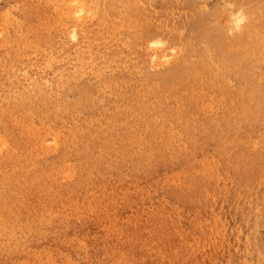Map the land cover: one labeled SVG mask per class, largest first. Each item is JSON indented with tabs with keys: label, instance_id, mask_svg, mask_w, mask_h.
Returning <instances> with one entry per match:
<instances>
[{
	"label": "rangeland",
	"instance_id": "rangeland-1",
	"mask_svg": "<svg viewBox=\"0 0 264 264\" xmlns=\"http://www.w3.org/2000/svg\"><path fill=\"white\" fill-rule=\"evenodd\" d=\"M52 1L0 0V264H246L251 254L264 264V141L191 138L211 116L199 109L207 89L186 70L222 56L243 83L261 77L264 0ZM181 16L185 63L169 39ZM219 29L228 40L209 41ZM172 131V143L187 137L176 149Z\"/></svg>",
	"mask_w": 264,
	"mask_h": 264
},
{
	"label": "bare ground",
	"instance_id": "bare-ground-1",
	"mask_svg": "<svg viewBox=\"0 0 264 264\" xmlns=\"http://www.w3.org/2000/svg\"><path fill=\"white\" fill-rule=\"evenodd\" d=\"M52 1V0H51ZM64 1V0H63ZM71 4L73 3L72 0H70ZM74 1V0H73ZM76 1V0H75ZM74 1V2H75ZM81 3H83L82 1L83 0H79ZM79 1H77V6L79 5ZM84 1H87V0H84ZM94 1V0H93ZM181 1V0H180ZM184 1V0H183ZM49 2V1H48ZM53 2V1H52ZM51 2V3H52ZM90 2V0H89ZM149 2L153 3V2H156V0L152 1V0H149ZM160 3H162V0H159ZM167 2V0H166ZM199 2V0H198ZM207 2V1H206ZM58 3V2H57ZM74 3V4H76ZM80 3L81 7L80 10H76L77 12H83V8L86 6L85 5V2L83 3V5H85L83 7V5ZM92 3V2H91ZM99 3V2H98ZM130 3V2H129ZM128 3V4H129ZM200 3V2H199ZM202 3V2H201ZM205 3V2H204ZM209 3V2H208ZM74 4L72 6H74ZM90 4V3H89ZM87 4V5H89ZM131 4V3H130ZM164 4V3H163ZM173 4V3H172ZM206 4V3H205ZM124 5V4H123ZM132 5V4H131ZM156 5V4H155ZM168 5V4H167ZM165 5V6H167ZM237 5V4H236ZM250 5V4H249ZM90 6V5H89ZM93 6V5H92ZM96 6V5H95ZM130 6V5H129ZM158 6V5H157ZM235 6V5H234ZM80 7V6H79ZM79 7H77V9H79ZM94 7V6H93ZM127 7V6H126ZM168 7V6H167ZM196 7V6H194ZM198 7V6H197ZM208 7V5H207ZM211 7V6H210ZM237 7V6H235ZM241 7V6H240ZM246 7V6H245ZM59 8V6H58ZM138 8V7H137ZM142 8V7H141ZM225 8V7H224ZM252 8V7H251ZM71 9V8H70ZM86 9V8H85ZM97 9V8H96ZM149 9V8H148ZM163 9H165L167 11V8L164 7ZM202 9V8H201ZM206 9V8H205ZM209 9V8H208ZM238 9V8H237ZM247 9V7H246ZM52 10H54L52 8ZM60 10V8L58 9ZM87 10L90 11V8ZM86 10V11H87ZM180 10V9H179ZM184 10V9H183ZM186 10V9H185ZM191 10V9H190ZM217 8H216V12H217ZM255 10V9H254ZM262 10V9H261ZM95 11V9H94ZM166 11L161 12L160 10H156L157 12V19L158 21H163L164 19H166ZM187 11V10H186ZM200 10H198V13ZM212 11V10H211ZM230 11V10H228ZM257 11V10H255ZM50 12H53V11H50ZM91 12V11H90ZM188 12V11H187ZM208 12V11H206ZM233 12V11H232ZM55 13V12H54ZM59 13V11H58ZM57 13V14H58ZM85 13V12H84ZM151 13V12H150ZM202 13V12H201ZM210 13V12H209ZM214 13V11H213ZM219 13V12H218ZM254 13V12H253ZM9 14V13H8ZM61 14V13H60ZM76 14V13H75ZM79 14H83V13H79ZM78 14V15H79ZM90 15L93 14V11L91 13H89ZM98 14V13H97ZM121 14V13H120ZM123 14V13H122ZM179 14H182L181 11ZM187 14V13H186ZM205 14V13H204ZM212 14V13H211ZM78 15H75V16H78ZM88 15V14H87ZM129 15V14H128ZM200 15V14H199ZM235 15V14H234ZM255 15V13H254ZM259 15V14H257ZM66 16V15H65ZM69 16V15H68ZM89 16V15H88ZM193 16V15H192ZM195 16V15H194ZM201 16V15H200ZM212 15H210L211 17ZM71 17V16H70ZM80 17V15H79ZM86 17V16H85ZM147 17V16H146ZM153 17V16H152ZM202 17V16H201ZM60 18V17H59ZM68 18V17H67ZM88 18V17H86ZM154 18V17H153ZM187 18V17H186ZM191 18V16H190ZM61 19V18H60ZM69 19V18H68ZM116 19V17H115ZM131 19V18H130ZM211 19V18H210ZM229 19V18H228ZM246 19V16L245 14L243 13H239V14H236L234 16V23H233V26L231 28V31L233 32V34L237 37L239 36V34H243V22L244 20ZM7 20V19H6ZM9 20V19H8ZM80 19L76 20L77 22L79 21ZM87 20V19H86ZM137 21V19H135ZM155 20V19H154ZM173 20V19H172ZM177 21V18L175 19ZM182 20V16L179 18V26L178 27H169L171 28L170 30V37L169 39H173V42H174V45L172 46L173 48V51H174V61L176 62H181L182 63H185L187 61V58H184V57H181V52L178 51L181 49V44H179L181 41H182V38H181V34L184 31V28L183 27L181 28V22ZM187 20V19H186ZM190 20V19H189ZM198 20V19H197ZM258 20V19H257ZM262 20V19H261ZM85 21V20H84ZM134 21V20H133ZM135 21V22H136ZM138 21H140L138 19ZM205 21V20H204ZM210 21V20H209ZM63 22V21H62ZM123 22V20H122ZM166 22V21H165ZM181 22V23H180ZM256 22V21H254ZM253 22V23H254ZM263 22V21H262ZM174 23V22H173ZM259 23H261L259 21ZM128 24V23H127ZM134 24V23H133ZM136 24V23H135ZM134 24V25H135ZM147 24V23H146ZM167 24V23H165ZM212 25V23H210ZM215 24V23H213ZM220 24V22H219ZM137 25V24H136ZM135 25V26H136ZM153 25H156V24H153ZM163 25V24H162ZM210 25V26H211ZM222 25V24H221ZM261 25V24H260ZM260 25H255L254 27L257 28L259 31L261 29ZM165 26V25H164ZM217 26H218V23H217ZM216 26V27H217ZM262 26H264V23L262 24ZM168 27V26H167ZM218 28V27H217ZM264 28V27H263ZM74 29V28H72ZM129 29V27H128ZM183 29V31L181 30ZM200 27H197L196 30H199ZM213 29V28H212ZM71 30V29H70ZM69 30V32H70ZM76 30V28H75ZM132 30V29H131ZM73 31V30H72ZM133 31V30H132ZM136 31V30H135ZM166 31H168L166 29ZM68 32V33H69ZM76 32V31H75ZM215 32V30L213 31H210V35L213 34ZM262 32V31H261ZM3 33V31H2ZM205 33V32H204ZM136 34V33H135ZM251 34V33H250ZM69 35V34H68ZM75 35V34H74ZM243 36V35H242ZM77 37V36H76ZM244 37V36H243ZM69 38V37H68ZM74 38V37H73ZM231 37H229L230 39ZM238 38V37H237ZM163 39V38H162ZM209 41L214 39L213 42H217V43H220L222 40L224 39H227L228 40V34H226L222 29H219V32L217 34L216 37H209L208 38ZM243 39V38H242ZM235 40V39H234ZM240 40V39H239ZM187 41V40H186ZM238 41V40H236ZM244 41V39H243ZM153 43L155 44H158L156 45L157 47H165L167 43L166 40H160L158 41L157 39L156 40H153L152 41ZM239 42V41H238ZM246 43H248L247 41H244ZM231 43V42H230ZM254 43V42H253ZM205 44V43H204ZM237 44V43H235ZM245 44V43H244ZM207 45V44H206ZM234 45V43L232 44ZM239 45V44H238ZM171 46V45H170ZM170 46L168 45V47L170 48ZM239 46H243V45H239ZM164 47H163V50H164ZM206 47V46H204ZM231 47V45H230ZM235 47V46H233ZM186 48V47H185ZM249 48V47H248ZM254 48V47H253ZM147 50V48H145ZM152 49V48H151ZM184 49V48H183ZM182 49V51H184ZM211 49V48H210ZM232 49V48H231ZM240 49V48H239ZM247 49V48H246ZM150 50V49H149ZM167 50V49H166ZM169 50V49H168ZM212 50H215V49H212ZM228 50H229V47H228ZM234 50V49H233ZM162 51V50H161ZM196 51V50H195ZM194 51V52H195ZM208 51V50H206ZM235 51V50H234ZM237 51V50H236ZM247 51V50H246ZM210 52V51H209ZM221 52V50L217 53L219 54ZM224 52L227 54V50L226 48L224 49ZM252 52V51H251ZM261 52V51H259ZM264 52V51H263ZM28 53V51H27ZM159 53V51H158ZM166 53V51H165ZM204 53V52H203ZM214 53V51H213ZM212 53V54H213ZM242 53V52H241ZM255 54L256 51L254 52ZM169 54V53H168ZM171 54H173L171 52ZM170 54V56L173 58V56ZM199 54V53H198ZM222 54V53H221ZM248 54V52H247ZM151 55V54H149ZM157 55V53H156ZM166 55V54H165ZM241 55V54H240ZM244 55V54H243ZM250 55V54H249ZM252 55V54H251ZM258 55V54H257ZM263 57H264V54H262ZM154 56V55H152ZM169 56V57H170ZM191 56V54H190ZM234 56V55H233ZM245 56V55H244ZM248 56V55H247ZM260 56V55H259ZM156 57V56H155ZM167 57V56H166ZM200 57V56H199ZM46 58V57H45ZM44 58V59H45ZM148 58V57H147ZM154 59V57H152ZM192 58V57H191ZM195 58V57H194ZM197 58V56H196ZM246 58V57H245ZM248 58V57H247ZM164 59V58H162ZM166 59V58H165ZM240 59V58H239ZM256 59V58H255ZM260 59V57H259ZM263 59V58H262ZM261 59V60H262ZM205 60V59H204ZM257 60V59H256ZM155 61V59H154ZM170 61V59H169ZM168 61V62H169ZM234 61V60H233ZM244 61V59H243ZM239 62V61H238ZM241 62V61H240ZM256 62V61H255ZM154 63V62H153ZM230 63V62H229ZM252 63V62H251ZM151 64V63H150ZM149 64V66H150ZM193 64V63H192ZM239 64V63H238ZM242 63L239 64V66H241ZM258 64V63H257ZM261 64V63H260ZM164 65V64H163ZM161 65V66H163ZM256 65V64H255ZM129 66V65H128ZM186 66H187V72H191L192 74V77H193V74H194V78L195 80L200 84L203 85V87H205L207 90L203 89L204 90V94H203V97H202V103L199 107V109L201 110V112L203 114H208L209 116H211V121L210 123L208 122L207 124H204V129L201 130V132L199 133L200 129L197 130V131H193V135L190 136L191 138L195 139L197 138L199 135L200 136H203V137H206L208 138V140H214V141H217L219 143H223V142H236V141H264V70L262 72L263 75L260 76H254V75H250L248 74V77H245L246 80L245 82L243 83V80L240 76L241 75H238L236 73L233 72V68L232 70H230V72H227L226 69H228L227 67H225V60L223 61V57L222 56H219L217 58H214V60L208 58L206 60V62L204 63H196L194 64V67H190L191 66V63H186ZM244 66V65H243ZM264 66V65H262ZM130 67V66H129ZM246 67V66H245ZM259 67L260 70H262L261 66H257V68ZM226 68V69H225ZM251 68V67H250ZM253 68V66H252ZM149 69V68H148ZM185 70V71H186ZM240 70V69H239ZM244 70V69H242ZM19 72V71H18ZM149 72V71H148ZM254 72V71H253ZM240 73V72H239ZM256 73V72H255ZM24 74V73H23ZM246 75V74H245ZM122 76V75H121ZM247 76V75H246ZM92 77V76H91ZM120 78V77H119ZM118 78V79H119ZM121 79V78H120ZM192 79V78H191ZM46 81V80H45ZM48 82V81H47ZM190 82V81H189ZM191 82H193V79L191 80ZM195 83V81H194ZM48 85V84H47ZM201 88V87H200ZM202 89V88H201ZM100 90V89H99ZM200 90V89H198ZM249 91V92H246V91ZM97 92V91H96ZM197 92V91H195ZM201 92V90H200ZM199 93V91H198ZM97 94V93H96ZM199 96V95H197ZM106 97V96H105ZM201 100V99H200ZM119 102V101H118ZM200 104V103H199ZM88 105V104H87ZM198 105V104H197ZM197 108V107H196ZM199 111V110H198ZM41 117V116H40ZM202 117V116H201ZM203 118V117H202ZM201 118V120H202ZM208 118V117H206ZM133 120V119H132ZM198 120V119H197ZM202 122V121H201ZM200 124H198L199 126ZM37 126V125H36ZM101 126V124L99 125V127ZM145 126V125H144ZM196 126V125H195ZM203 126V125H202ZM52 127V126H50ZM191 128V127H190ZM188 128V129H190ZM34 129V128H32ZM49 129V127H48ZM56 129V128H55ZM53 130V129H52ZM191 130V129H190ZM193 130V128H192ZM191 130V131H192ZM49 131V130H48ZM54 132V131H53ZM86 133V132H85ZM92 133V132H91ZM95 133V132H94ZM55 134V133H54ZM49 135V134H48ZM91 135V134H90ZM181 135H184V136H188L189 134H181ZM51 136V135H50ZM55 136V135H54ZM92 136V135H91ZM90 136V137H91ZM53 137V136H52ZM56 137V136H55ZM3 138V137H1ZM1 138H0V141H1ZM45 138V137H44ZM177 136H176V133H174L173 131L171 133L168 134L167 136V139H168V142L166 143H169V145L167 147H175V149L180 145L181 142L185 141L187 137H184V138H181L179 139L178 141L176 142H173L172 143V140H176ZM47 139H51L50 138H47ZM53 139V138H52ZM51 139V140H52ZM56 138H54V141H55ZM114 139V138H113ZM148 139V138H147ZM3 140V139H2ZM44 140V139H43ZM3 141H6L5 139ZM47 142V141H46ZM146 142V141H145ZM199 142V141H197ZM202 142V141H201ZM2 143V142H1ZM48 143V142H47ZM55 143V142H53ZM45 144V143H44ZM5 145V142L4 144ZM51 145V144H50ZM155 145V144H154ZM46 146V144H45ZM48 146V145H47ZM153 146V145H152ZM4 147V146H3ZM2 146L0 147L1 150L3 148ZM158 148V146H156ZM116 151V150H115ZM157 152V151H156ZM155 152V153H156ZM54 153H57V152H54ZM162 153V151H161ZM126 154V153H125ZM164 154V153H163ZM94 155V154H93ZM146 155V154H145ZM155 155V154H154ZM95 156V155H94ZM136 156V155H135ZM147 156V155H146ZM145 156V157H146ZM159 157V156H158ZM161 157V155H160ZM137 158V157H136ZM134 158V160L136 159ZM144 159V158H143ZM152 159V158H151ZM155 159V157H154ZM132 160V159H131ZM138 160V159H137ZM141 160V159H140ZM153 160V159H152ZM161 160V159H160ZM163 160V159H162ZM159 161V160H158ZM133 162V161H132ZM141 162V161H140ZM148 162H146V165ZM133 164V163H132ZM139 164V163H137ZM142 164V163H141ZM157 164V163H156ZM127 165V164H126ZM134 165V164H133ZM145 165V163H144ZM145 165V166H146ZM128 166V165H127ZM135 166V165H134ZM142 166V165H141ZM140 167V166H139ZM144 168V167H143ZM141 168V169H143ZM146 168V167H145ZM147 169L148 166H147ZM153 169V168H152ZM135 170V169H134ZM161 171V170H160ZM67 172V171H66ZM163 172V171H162ZM1 174V173H0ZM66 174V173H64ZM70 174V173H69ZM179 174V173H178ZM63 175V174H62ZM67 175V174H66ZM167 175V174H166ZM171 175V174H170ZM67 177V176H66ZM161 177V176H160ZM174 178V177H173ZM259 178H262V177H259ZM64 179V178H63ZM62 179V180H63ZM163 179V177H162ZM166 179V178H165ZM178 179V178H177ZM167 180V179H166ZM169 181V180H168ZM171 181V180H170ZM169 181V182H170ZM174 181L177 182V180L175 179ZM162 182V181H160ZM172 182V181H171ZM178 183V182H177ZM176 185V184H175ZM245 186H247L248 184H244ZM243 191L245 193H247V191L245 190V188H243ZM91 199V198H90ZM93 201V200H92ZM87 202V201H86ZM82 203V201H81ZM104 204V203H103ZM76 205V204H75ZM170 205V204H169ZM168 205V206H169ZM177 205V204H176ZM258 205L257 203L254 204V206ZM174 206V205H173ZM172 206V207H173ZM231 206V205H230ZM156 207V206H155ZM130 208V207H129ZM175 208V207H174ZM240 208V214L242 216H245V214L247 213V209L244 207V206H238L237 205V210H239ZM140 209V208H139ZM162 209V208H161ZM142 210V209H141ZM166 210V209H165ZM170 211V209H168ZM130 211V210H129ZM221 212L223 213V210H221ZM153 213V212H152ZM156 214V213H155ZM148 215V214H147ZM105 216V215H104ZM149 216V215H148ZM151 216V215H150ZM157 216V215H156ZM171 216V215H170ZM247 216V215H246ZM108 220H109V223L110 224V227H111V224L113 225V221L108 218V216H105ZM172 217V216H171ZM248 217V216H247ZM101 218V217H100ZM146 218V217H145ZM173 218V217H172ZM78 219V218H76ZM154 219V218H153ZM126 220V219H125ZM99 221V220H98ZM103 221V224L102 226H104L107 222L102 220ZM153 221V220H152ZM138 222V221H137ZM140 222V221H139ZM138 222V223H139ZM147 222V221H146ZM144 222V223H146ZM154 222V221H153ZM148 223V222H147ZM156 223V222H155ZM100 224V223H99ZM120 224V223H119ZM130 224V223H129ZM132 224V223H131ZM137 224V223H136ZM121 225V224H120ZM138 225V224H137ZM148 224H146L147 226ZM97 226V225H96ZM95 226V227H96ZM109 226V225H107ZM114 226V225H113ZM139 226V225H138ZM149 226V225H148ZM134 227H135V224H134ZM145 227V226H144ZM154 227V226H153ZM97 228V227H96ZM109 228V227H108ZM137 228H140V227H137ZM147 228V227H146ZM150 228V227H149ZM165 228V227H164ZM103 229V228H102ZM105 229V228H104ZM103 229V230H104ZM114 229H115V232L118 234L119 233V227L118 226H114ZM145 229V228H144ZM231 227L229 224L226 225V220L224 221H221L219 219L216 220L215 222V231H217L219 234L222 235L223 239L226 238L227 234H228V237H227V240L228 241L230 239V235L228 233L227 230H230ZM109 230V229H108ZM146 230V229H145ZM142 231L141 228L139 230V232ZM151 231V229H150ZM160 231V230H158ZM138 232V233H139ZM107 233V232H106ZM128 233V232H127ZM131 233V231H130ZM151 233V232H150ZM149 233V234H150ZM112 234V233H111ZM136 234V233H135ZM142 233H140L141 235ZM147 234V233H146ZM105 235V233H104ZM107 235V234H106ZM105 235V236H106ZM123 235V234H122ZM130 235V234H129ZM143 235V234H142ZM148 235V234H147ZM156 235V234H155ZM158 235V234H157ZM160 235V234H159ZM163 235V233H162ZM98 236V235H97ZM108 236V235H107ZM113 236V235H112ZM131 236V235H130ZM139 236V235H137ZM135 237V236H134ZM134 237H133V240L134 241ZM140 237V236H139ZM143 238L145 237L142 236ZM155 237V236H154ZM158 237V236H156ZM82 238V237H81ZM115 238V237H114ZM121 238V237H120ZM123 238V237H122ZM117 239V238H116ZM129 239V238H128ZM137 239V238H136ZM148 239V238H147ZM154 239V238H153ZM159 239H160V236H159ZM170 239V238H169ZM109 240V239H108ZM123 240V239H122ZM121 240V241H122ZM118 241V240H117ZM136 241V240H135ZM138 241H141V240H138ZM166 241V240H165ZM115 242V240H114ZM129 242V240H128ZM146 242V241H145ZM163 242V241H162ZM110 243V242H109ZM120 243V242H119ZM118 243V245H119ZM144 243V242H143ZM153 243V242H152ZM116 244V243H115ZM125 244V243H124ZM123 244V245H124ZM140 244V243H139ZM148 244V243H147ZM102 245V244H101ZM111 245V244H110ZM109 245V246H110ZM122 245V244H121ZM142 245V244H141ZM103 246V245H102ZM127 246V245H126ZM159 246V245H158ZM115 247V245H114ZM128 247V246H127ZM133 247V246H131ZM155 247V246H154ZM116 248H119V247H116ZM121 248V247H120ZM135 248V246L133 247ZM139 248V247H138ZM141 248V247H140ZM161 248V247H160ZM97 249V248H96ZM112 249V248H110ZM122 249V248H121ZM125 249V247L123 248ZM127 249V248H126ZM137 249V247H136ZM155 249V248H154ZM53 250V249H52ZM105 250V248H104ZM120 250V249H119ZM118 250V251H119ZM148 250V249H147ZM153 250V249H152ZM102 251V250H101ZM116 251V250H115ZM123 251V250H122ZM132 251V250H130ZM165 253H176V248L174 246H170L168 248H166L165 250H163ZM57 252V251H56ZM86 252V251H85ZM114 252V251H113ZM133 252V251H132ZM136 252V251H135ZM134 252V253H135ZM138 252V251H137ZM104 253V251H103ZM123 253V252H121ZM55 254V253H54ZM110 254V252H109ZM125 254V253H124ZM111 255V254H110ZM123 255V254H122ZM104 256V255H103ZM109 256V255H108ZM130 256V255H129ZM153 256V255H152ZM156 256V255H155ZM164 256H166L164 254ZM256 255L254 254H251V257L248 259L247 263L246 264H258L259 262V258H256L255 257ZM73 257V256H72ZM106 257V256H105ZM105 257H102V258H105ZM114 257V256H113ZM118 257V256H117ZM131 257V256H130ZM134 257V256H133ZM137 257V256H136ZM154 257V256H153ZM74 258V257H73ZM99 258V256H98ZM52 259V258H51ZM71 259V258H70ZM68 259V260H70ZM107 259V258H106ZM113 259H117V258H113ZM119 259V258H118ZM60 260V259H59ZM67 260V261H68ZM93 260H95L93 258ZM97 260V259H96ZM105 260V259H104ZM108 260V259H107ZM144 260V259H143ZM158 260V259H157ZM63 261V260H62ZM150 261V260H149ZM52 262V260H51ZM79 262V261H78ZM98 262V261H97ZM53 263V262H52ZM68 263V262H67ZM72 263V262H71ZM70 263V264H71ZM238 263V262H237ZM69 264V263H68ZM99 264V262H98ZM133 264V263H132ZM239 264V263H238Z\"/></svg>",
	"mask_w": 264,
	"mask_h": 264
}]
</instances>
